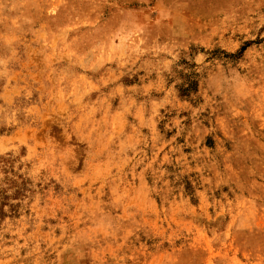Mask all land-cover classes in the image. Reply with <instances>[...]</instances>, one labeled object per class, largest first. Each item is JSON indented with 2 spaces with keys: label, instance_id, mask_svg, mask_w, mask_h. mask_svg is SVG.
I'll list each match as a JSON object with an SVG mask.
<instances>
[{
  "label": "rangeland",
  "instance_id": "obj_1",
  "mask_svg": "<svg viewBox=\"0 0 264 264\" xmlns=\"http://www.w3.org/2000/svg\"><path fill=\"white\" fill-rule=\"evenodd\" d=\"M0 264H264V0H0Z\"/></svg>",
  "mask_w": 264,
  "mask_h": 264
}]
</instances>
